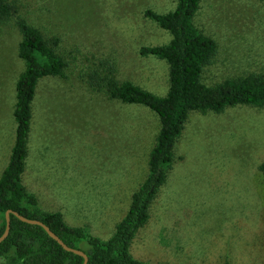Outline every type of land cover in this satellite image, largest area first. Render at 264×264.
<instances>
[{"label":"rangeland","instance_id":"obj_1","mask_svg":"<svg viewBox=\"0 0 264 264\" xmlns=\"http://www.w3.org/2000/svg\"><path fill=\"white\" fill-rule=\"evenodd\" d=\"M9 1L45 36L58 37L67 63L64 78L37 83L22 182L44 210L108 239L146 176L160 122L148 107L109 99L89 80L112 67L119 80L165 95L167 62L139 48L171 35L143 13L171 11L176 0ZM193 22L217 45L205 84L264 75V0H200ZM19 41L14 18L0 24V174L15 139ZM174 155L130 253L152 264H264V106L191 111Z\"/></svg>","mask_w":264,"mask_h":264},{"label":"trees","instance_id":"obj_2","mask_svg":"<svg viewBox=\"0 0 264 264\" xmlns=\"http://www.w3.org/2000/svg\"><path fill=\"white\" fill-rule=\"evenodd\" d=\"M199 7L200 0H176L174 9L168 12L144 10L146 18L171 35L167 43L139 48L141 56L151 55L167 62L169 87L165 95L154 94L129 80H119L112 67L91 75L92 88L109 99L148 107L158 115L160 122L155 143L149 151L146 176L131 194L129 208L116 223L112 235L102 239L85 226L66 224L60 211L44 210L35 194L22 183L37 83L45 76L64 78L67 63L58 50L57 36H45L17 14L14 3L0 0V24L14 18L20 34L17 54L24 62L15 81L12 112L16 122L15 139L8 163L0 174V236L5 229V212L13 210L41 220L65 244L84 251L88 256L87 264H152L135 258L129 246L136 231L147 222L150 205L172 169L174 148L189 113H221L236 105L264 106V75L261 73L226 77L213 85L202 81L204 68L211 64L217 45L193 22ZM258 169L264 179V160ZM81 244L86 246L81 248ZM82 263V256L65 250L43 227L23 222L10 213L8 235L0 242V264Z\"/></svg>","mask_w":264,"mask_h":264},{"label":"water","instance_id":"obj_3","mask_svg":"<svg viewBox=\"0 0 264 264\" xmlns=\"http://www.w3.org/2000/svg\"><path fill=\"white\" fill-rule=\"evenodd\" d=\"M10 213H13L16 217H18L21 221L29 223V224H36V225H40L41 227H43V229L47 232V234L53 238L54 240H56L65 250L67 251H71L75 254H78L80 256L83 257V263L82 264H87L88 261V256L87 254L80 250V249H76L74 247L68 246L67 244H65L60 237L55 234L45 223H43L41 220L39 219H35V218H28L24 215L19 214L17 211H13V210H7L5 212V229L4 232L2 233V235L0 236V242L8 235L9 232V228H10Z\"/></svg>","mask_w":264,"mask_h":264},{"label":"crops","instance_id":"obj_4","mask_svg":"<svg viewBox=\"0 0 264 264\" xmlns=\"http://www.w3.org/2000/svg\"><path fill=\"white\" fill-rule=\"evenodd\" d=\"M27 156H28V151H27V155H26V157H25V164H26V158H27ZM25 170H26V165L24 166V171H23V173L25 172ZM23 173H22V175H23ZM21 175V176H22ZM21 179H22V177H21ZM23 183V182H22ZM24 185V184H23ZM25 186V185H24ZM26 187V186H25ZM27 190H28V188H27ZM30 191V190H29ZM33 193V192H32ZM36 196V195H35ZM37 197V196H36ZM38 199V198H37ZM39 201V200H38ZM40 205V204H39ZM62 216H63V214H62Z\"/></svg>","mask_w":264,"mask_h":264}]
</instances>
